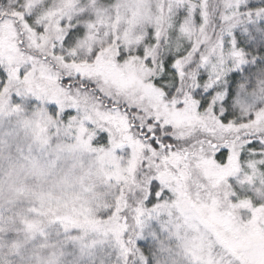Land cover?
<instances>
[{"label":"snow or ice","instance_id":"obj_1","mask_svg":"<svg viewBox=\"0 0 264 264\" xmlns=\"http://www.w3.org/2000/svg\"><path fill=\"white\" fill-rule=\"evenodd\" d=\"M0 264H264V0H0Z\"/></svg>","mask_w":264,"mask_h":264}]
</instances>
